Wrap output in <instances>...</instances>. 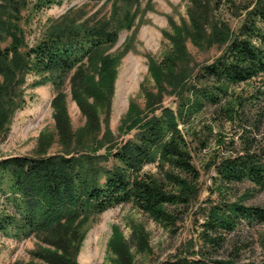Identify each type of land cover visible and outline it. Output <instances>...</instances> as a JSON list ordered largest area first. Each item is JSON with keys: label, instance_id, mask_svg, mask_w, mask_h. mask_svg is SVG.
<instances>
[{"label": "trees", "instance_id": "obj_1", "mask_svg": "<svg viewBox=\"0 0 264 264\" xmlns=\"http://www.w3.org/2000/svg\"><path fill=\"white\" fill-rule=\"evenodd\" d=\"M118 1L130 8L141 3V0ZM188 1L189 22L184 20L178 26L170 20L174 32H163L172 47L161 62L151 60V79L141 85L145 106L141 108L135 100L131 102L118 131L120 135L133 133V137L120 144H116L108 121L103 132L96 102L107 101L108 120L113 68L118 62L103 53L117 44L120 29H131L135 16L125 14L115 26L105 22L93 27L68 28L65 23L23 52L16 26L4 25L0 18V39L4 34L12 38L10 46L0 48V138L7 133L14 113L25 106L23 87L28 74L40 77L34 86L51 82L58 92L52 106L65 150L0 160V196L9 206L0 211V231L20 240L36 237L54 248L39 245L32 254L37 259L47 264H77L91 222L120 205L132 203L155 220L172 224L177 217L170 207L188 205L196 198L194 183L199 180V173L192 163L180 123L198 113L206 103L218 104L230 87L264 75V0H255L244 8L247 13L236 33L226 22L216 19V6L203 0ZM189 42L200 50L218 46L223 52L212 63L195 70ZM129 50L126 44L124 53ZM91 72H97L101 80L106 77L104 93L101 81L95 83ZM69 76L73 97L88 120L87 141L74 143V134L69 129L63 94ZM85 96L93 97L95 103H89ZM167 96L176 97V110L164 106ZM233 110L229 108L227 112ZM102 150L105 152L100 153ZM157 158L161 165L168 164L171 171L178 172L169 176L173 191L144 171ZM217 173L224 182L248 181L264 191V159L250 151L223 159ZM177 188L179 191H175ZM242 220L263 224L264 208L236 203L213 206L204 225L208 232L217 234L219 229L234 231ZM207 239L218 245L219 239L208 235ZM166 264L211 263L184 258Z\"/></svg>", "mask_w": 264, "mask_h": 264}, {"label": "rangeland", "instance_id": "obj_2", "mask_svg": "<svg viewBox=\"0 0 264 264\" xmlns=\"http://www.w3.org/2000/svg\"><path fill=\"white\" fill-rule=\"evenodd\" d=\"M203 1L216 6V19L226 22L234 33L244 22L247 13L244 8L255 2ZM189 6L188 0H141L140 6L133 8L118 0L99 3L86 0H12L0 2V18L4 25L16 26V34L22 44L20 51L23 52L65 23L68 28L93 27L105 22L115 26L125 14L135 16L131 29H120L117 44L103 53L118 62L113 68L108 120L107 101L99 99L96 102L103 132L108 121L116 144H120L133 137V133L120 135L118 131L131 102L135 100L141 108L145 106L141 85L151 79V60L161 62L172 47L163 32H174L170 20L178 26L184 20L189 22ZM11 44L12 38L4 34L0 48L5 49ZM126 44L130 50L124 53ZM187 46L195 70L212 63L223 52V48L218 46L209 50H200L191 42ZM91 76H94L92 80L95 83L101 81L104 93L106 77L101 80L97 72H91ZM70 79L71 76L63 90L69 129L74 134V143L87 141L88 120L73 97ZM35 81H40V77L34 73L27 75L23 87L25 106L14 113L7 133L0 138V160L14 156L35 157L43 151L48 155L57 154L65 150L52 106L58 92L51 82L34 86ZM85 97L89 103H95L93 97ZM163 104L176 110L177 99L167 96ZM229 108L234 110L227 112ZM180 130L199 173V180L194 183L196 198L188 205L170 207V212L177 217L172 224L155 220L132 203L106 211L91 222L76 258L77 264H166L184 258L203 259L211 264L219 261L264 264V223L242 220L234 231L219 229L217 234L208 232L204 225L213 206L236 203L264 208V191L248 181L224 182L217 173V166L223 159L245 151L264 159V75L249 83L230 87L218 104L206 103L198 113L181 122ZM171 170L168 164L161 165L159 158L144 168L167 190L173 188L170 186V174L178 173ZM4 207L9 206L0 196V211ZM207 235L219 239L218 245L210 243ZM39 245L54 250L36 237L20 240L0 231V264H47L32 255Z\"/></svg>", "mask_w": 264, "mask_h": 264}]
</instances>
